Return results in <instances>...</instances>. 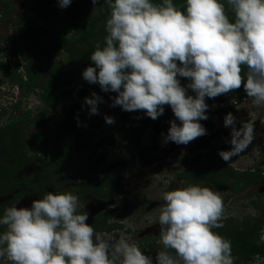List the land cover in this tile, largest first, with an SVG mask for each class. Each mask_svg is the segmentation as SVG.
Instances as JSON below:
<instances>
[{"label":"clouds","instance_id":"1","mask_svg":"<svg viewBox=\"0 0 264 264\" xmlns=\"http://www.w3.org/2000/svg\"><path fill=\"white\" fill-rule=\"evenodd\" d=\"M110 8L105 46L90 55L94 66L83 79L114 92L112 107L143 110L153 120L170 106L175 119L164 143L187 145L207 134L214 99L243 87L255 107L264 108V0H103ZM67 8L72 0H58ZM93 5L98 0H92ZM229 12L233 19H230ZM3 49V46L1 45ZM2 51V50H1ZM0 59L13 68L12 55ZM15 64V65H14ZM19 69L24 70L19 62ZM246 69V71H245ZM180 78L189 83L182 85ZM189 90L195 93L190 95ZM102 102L95 92L85 98L90 114ZM106 123L114 124L106 116ZM230 150L218 154L230 162L256 137L254 122H241L229 112ZM179 123H178V122ZM160 243L155 259L123 235L96 232L81 213L79 197L49 191L30 207H9L0 217V261L4 264H234L232 243L213 231L224 227V194L189 185L163 193ZM260 243H264V229Z\"/></svg>","mask_w":264,"mask_h":264},{"label":"trees","instance_id":"2","mask_svg":"<svg viewBox=\"0 0 264 264\" xmlns=\"http://www.w3.org/2000/svg\"><path fill=\"white\" fill-rule=\"evenodd\" d=\"M162 0H153V3H161ZM226 3V0H222ZM178 7L183 8L186 0H173ZM4 6V13L0 14V21L13 17L11 0H0V7ZM230 19H233L229 12ZM110 17V8L103 0H98L93 5L92 0H72L67 8H61L58 0H53L48 6L40 10L24 13L13 20L16 25V33L3 38V49L0 52L12 55L15 59V73L22 71L24 74L5 73L10 66L5 65V59H0V72L10 77L12 81L18 82L21 87H27V92L37 96L42 102V108L38 112L33 110L21 114L18 121L12 122L0 131V198L13 194L0 207V217L4 211L13 207L14 203L24 195L43 198L49 191L57 192V179L69 174V186L63 192H71L79 197L89 196L95 200L108 202L109 200L123 195L125 192V172L120 170L110 176L93 175L96 169L105 166L108 155L117 144L126 142L127 152L131 156H137L143 167L154 164L157 160L153 156L159 143L145 145L142 136L149 126L156 123L161 129L170 128V122L175 116L170 106H165L164 114L153 120L143 110L128 112L123 110L121 120L124 133L120 141L114 134L109 133L95 144H90L89 139L81 142L82 134L79 127L85 124L92 116L90 106L85 103L86 97H91L85 89L74 87L64 91V86L73 85L82 76V71L89 66H94L90 55L95 51L96 45L105 46L106 21ZM2 50V51H1ZM59 55L65 57L53 65L51 73L43 77L38 65L48 56L57 58ZM25 62V70L19 69V58ZM75 68L76 72L71 70ZM246 71V69H245ZM0 74V75H2ZM1 78V76H0ZM182 85H187L186 78H180ZM100 97L105 95H117L114 92H95ZM190 95H195L189 90ZM76 96V98H75ZM234 100V105L242 103L247 98L243 87L226 94ZM210 98H206V101ZM65 104H72L69 110ZM225 107L217 110V113L235 112V106ZM54 110L60 115L61 122H57L56 128L51 131L39 133L33 141L27 139V131L31 126L42 125L49 113ZM208 119L200 123L204 125L207 134L213 133L216 124L213 120L214 113H207ZM53 119V118H50ZM56 121V120H55ZM58 127V128H57ZM50 137H53V151L51 164L37 156H30L26 152L27 146L40 147ZM231 145L212 149L209 152L198 153L187 156L185 153L177 152L171 157L180 164H187L186 169L179 173L178 178L186 181L189 185H204L214 191H227L230 198L241 192L242 189L259 183L264 179V170L252 167L246 171H238L229 162H225L220 156L221 150H230ZM83 149L85 161L82 165L71 164V157L75 150ZM218 155L219 165L213 169H207L205 162L207 157ZM39 163L38 171L29 172L21 177L19 173L27 165ZM230 191V192H229ZM256 209H262L257 217H248L237 221L233 217L223 219L224 227L213 229L229 239L232 243V255L234 264H264V243H260V235L264 229V206L260 202H253ZM131 213V211H128ZM114 210L102 213L95 219L93 226L96 232L108 233L122 226L111 222ZM4 231L0 227V232ZM140 249L155 258L156 254L163 250L158 245H139Z\"/></svg>","mask_w":264,"mask_h":264},{"label":"rangeland","instance_id":"3","mask_svg":"<svg viewBox=\"0 0 264 264\" xmlns=\"http://www.w3.org/2000/svg\"><path fill=\"white\" fill-rule=\"evenodd\" d=\"M52 1L53 0H12L11 6L13 7V17L8 20L0 21V42L3 41V38L9 34L11 37H13L14 30H9V27L12 26V20L17 21V19H19L22 14L40 10L41 8L51 4ZM0 12H4L3 7H0ZM65 57L62 55H59V57L57 56V58L54 56H48L43 61H41L38 65V68L42 72L43 77L46 78L49 76L53 65L58 63V60H63ZM79 69L80 72L84 71L82 68ZM71 71L76 72L77 69L73 68ZM76 86L80 89H85L89 94L97 91L100 92L101 90L98 84H89L83 79V77L79 78V80H77L73 85L64 86L62 90L69 91ZM115 96L116 95L101 96L102 102L98 104L99 114L92 115L85 124L79 127L80 134L83 135V137L80 139L81 142H83L85 139H89L90 144L92 145L109 133L114 134L118 141L121 140L124 133V128L122 126L123 122L121 120L123 109L120 106L112 107L113 98ZM37 99L38 97H31L29 99V104L27 105L33 108L32 110L34 113L38 112V105L39 108H42L43 106L42 104L36 105ZM206 103L209 105L207 113H214L213 120L216 124V129L213 133H210L211 135L202 136L201 143H199V145L193 141L187 144L185 148V154L189 157L194 156L193 153L196 151V149L197 152H206V150H212L222 146L231 139V135L222 136L228 127L224 126L223 121L220 122V118L225 119L226 114L217 113V110L234 105V100L228 98L226 95H221L217 98L206 101ZM71 106L72 104H65V109L69 110ZM234 106L235 112L232 114L237 118L236 126L240 127L241 122L251 121L254 122L255 128L258 132L248 149L239 156L233 157V159L229 162V164L235 169L239 171H246L255 165L263 164V162H261V158L264 156V141H259V136H261L262 131V129L259 128V123L261 122L260 118L264 115V110L260 111V116H258V108L253 105L252 101L248 97L244 99L242 103ZM52 116L55 117L57 122H61V119L58 118L54 110H52L42 125L31 126L28 129L27 139L32 140V138L43 129L52 128V126L55 128V124L57 122H52L50 120ZM106 116L113 117L115 123L111 125L106 123ZM168 130L169 128L161 129L159 124L156 123L149 126L141 140L145 145H157L158 143L164 141ZM262 138L264 139V137ZM191 143H193V146L190 149L188 145ZM125 145L126 142L117 144L114 149L110 151L105 166L100 169H96L93 172V175L100 176H110L120 170L125 172L124 186L126 193L114 200L112 208L116 209L114 211L113 219L111 220V222H117L122 227L108 233L117 238L120 235H123L129 240L130 243L135 242L138 246L140 244H145L148 246L154 244L162 247V244L159 242L160 207L164 203L162 195L167 191L186 186V181L180 180L178 175L186 169L187 164H180L175 159L168 157V154H170L169 151H172L174 148L178 147V145L174 142H168L167 144L164 143L162 146L158 147L154 153V156L157 158V160L154 162V164H152V166L148 167L141 166L139 158L137 156H131L127 152ZM193 148L196 149L193 150ZM84 152L85 151L83 149L75 150L71 157V164L76 166L82 165L85 161ZM218 165L219 160L217 154L216 156L206 159L205 166L207 169H213ZM20 174L25 175L26 172H21ZM68 178L69 174L57 179L58 193L63 192L68 186L71 185ZM262 186H264V184ZM258 192L259 188L256 187L253 191L254 195L248 196L247 193L244 196L237 195L228 198L227 193L221 191V193L224 194L225 202L224 218L233 217L235 220L240 221L248 217L259 216L261 214V210L256 209L253 205L254 201H258V197L255 195ZM15 193L16 192L13 194ZM13 194L7 198H4L3 200H0V204L11 199ZM35 199L39 198L31 195H24L18 199L14 206L30 207L32 201ZM79 200L81 203L80 212H86L89 214V219L87 221L89 224L94 222L93 219L98 215L99 211L101 212L105 209H109L107 208L108 206H103L104 204L97 203L90 197H79ZM260 200L264 203V194L261 195ZM139 204H142V208H135V206L137 207ZM124 205H126L128 209H122ZM143 205H147V212L145 208H143ZM129 210L131 213H128ZM95 212L96 214L93 215ZM144 253L149 255L147 251H144ZM1 263L4 262L0 261V264Z\"/></svg>","mask_w":264,"mask_h":264},{"label":"flooded vegetation","instance_id":"4","mask_svg":"<svg viewBox=\"0 0 264 264\" xmlns=\"http://www.w3.org/2000/svg\"><path fill=\"white\" fill-rule=\"evenodd\" d=\"M11 2H12V0H11ZM1 7H3L4 8V6H1ZM12 9H13V7H12ZM5 11V10H4ZM4 13V12H3ZM3 13H1L0 12V14H3ZM0 17H1V15H0ZM21 17V16H20ZM13 21V20H12ZM16 29H17V27H16V25L12 22V26H10L9 27V30L10 31H12V30H14V34L16 33ZM10 35V34H9ZM14 36V35H13ZM3 44V41H1L0 42V47H1V45ZM13 60L15 61V59L13 58ZM19 62H21L22 64L21 65H23V67H24V70H25V62H24V60H23V58L21 57V58H19ZM9 63H10V65H8V64H5V65H7V66H10V69H6L4 72L5 73H10L9 75L10 76H12L13 74H16V75H18V73L19 74H24L22 71H17V73H15V69L13 68V65H12V63L9 61ZM0 74H2V71L0 72ZM1 76V78H0V131L1 130H3L4 128H6L8 125H10L12 122H14V121H18L20 118H21V114L22 113H25L26 111H31L33 108L31 107V106H27L28 104H29V99L31 98V97H37V96H33L31 93H28L27 92V87L25 86L24 87V89L21 87V85L18 83V82H15V81H12L11 79H10V77H6V74H2V75H0ZM16 89H17V91H16ZM17 98V99H19L18 101L20 102L19 104L17 103V102H15L14 101V99H10V98ZM38 104H42V102L39 100V98L37 99V103H36V105H38ZM38 107H39V105H38ZM258 108V110H257V112H258V116H260V111H263L264 110V108H262V109H260V107H257ZM63 109H65V108H63ZM227 115V114H226ZM54 116V115H53ZM52 116V117H53ZM58 116V118H60L61 120L60 121H62V118L60 117V115H57ZM51 117V118H52ZM261 119V122L259 123V128H261L262 129V131H261V136H259V134H258V136H259V141H264V139L262 138V137H264V115L260 118ZM52 122H57V121H55V117H53V119H50ZM223 122H224V120H222ZM56 125H57V123L55 124V128H56ZM36 126H38V125H36ZM55 128H53V126H52V128H46V129H43L41 132H43L44 130L45 131H51L52 129H55ZM58 128V127H57ZM237 128H239V126H237ZM256 129V128H255ZM28 132V131H27ZM41 132H39V133H41ZM38 133V134H39ZM257 130H256V135H257ZM38 134H36V136L38 135ZM28 135V134H27ZM206 135H211L210 133L209 134H206ZM229 135H231V128H228L227 130H225V132L223 133V135L222 136H229ZM36 136H34L33 138H32V140H30V141H33L34 139H35V137ZM193 142H195L197 145H199V143H201V137H199V138H197V139H195ZM160 145H159V147L160 146H162L163 144H164V141H162V142H160L159 143ZM32 145V143L29 145V146H27V148H26V152H28L29 153V155L30 156H37V157H41L42 159H45L46 161V164L47 165H49V164H51V157H52V151H53V145H54V142H53V137H50L46 142H44L40 147H32L31 146ZM228 145H230L228 142L227 143H225V144H223L222 146H228ZM186 146L187 145H178V147L177 148H174L172 151H169V153L170 154H168L169 156V158H171L170 156H172V155H174V154H177V152H182V153H185L186 151H185V148H186ZM189 147H190V149L192 148V146H193V143H191L190 145H188ZM222 146H219L218 148H220V147H222ZM188 147V148H189ZM218 148H215V149H218ZM196 148H193V150H195ZM157 150V149H156ZM155 150V151H156ZM211 150V149H210ZM210 150H206V152H209ZM155 151H154V153H155ZM198 153H205V152H203V151H198L197 152V149H196V151L193 153V155H195V154H198ZM153 156H154V154H153ZM155 157V156H154ZM209 157H207V159H208ZM261 162H263V164H259V165H255V166H253L252 168H253V170H256L257 168H260V169H262V170H264V156L261 158ZM152 166V165H151ZM38 168H39V163H33V164H31V165H27V166H25L24 168H23V170H21L20 171V173L21 172H26V174L27 173H29V172H32V171H38ZM248 170V169H247ZM239 171V170H238ZM19 173V177H21V176H23V175H21ZM71 183V182H70ZM264 184V179H262L259 183H257V184H253V185H251V186H249V187H246L245 189H242L241 190V192H239V193H237V194H233L234 196H237V195H246L247 193H248V196H250V195H254V193H253V191L255 190V188L256 187H258L259 188V192L257 193V194H255L257 197H258V201L257 202H260V203H262L263 204V206H264V203L260 200L261 199V195H263L264 194V186H262ZM70 186H72V183H71V185ZM69 187V186H68ZM67 187V188H68ZM205 187H207V186H205ZM66 188V189H67ZM211 189V188H210ZM17 192V191H16ZM222 192H226L227 194H228V192L227 191H222ZM230 192V191H229ZM263 193V194H262ZM125 194V193H124ZM12 195V194H11ZM10 195H8V196H6V197H2V198H0V200H3L4 198H7V197H9ZM28 196V195H27ZM121 196V195H120ZM120 196H118V197H120ZM13 197V196H12ZM23 197V196H22ZM85 197H87V196H85ZM89 197V196H88ZM118 197H115V198H113V199H111V200H109L108 202H102V201H99V200H95V199H93V200H95L97 203H102V204H104L103 206H108L107 208H109V209H105L104 211H99L98 212V215L93 219V221L95 222V219L98 217V216H100L102 213H104V212H107V211H109V210H114L115 211V209L116 208H112L113 206H112V204H113V202H114V200L115 199H117ZM21 198V197H20ZM19 198V199H20ZM38 198V197H37ZM83 198V197H82ZM91 198V197H90ZM12 199V198H11ZM11 199H9V200H11ZM8 201V200H7ZM7 201H5V202H7ZM18 201V200H17ZM16 201V202H17ZM5 202H3V203H1L0 204V207L2 206V204H4ZM15 202V203H16ZM15 203H14V205H15ZM13 205V206H14ZM135 205V204H134ZM147 205H143V208H145V210H146V212L148 211V209H147V207H146ZM138 207H140V209L142 208V204H139V206H135V208H138ZM122 209H128V207L126 206V205H124L123 206V208ZM261 210V213H262V209H260ZM80 211H81V208H80ZM130 211V210H129ZM96 214V212L93 214V215H95ZM112 220V219H111ZM110 220V221H111ZM93 222V223H94ZM93 223H92V225H93ZM114 223H117V222H114ZM99 233V232H98ZM140 245H143V244H140ZM1 264H4V263H1Z\"/></svg>","mask_w":264,"mask_h":264},{"label":"built area","instance_id":"5","mask_svg":"<svg viewBox=\"0 0 264 264\" xmlns=\"http://www.w3.org/2000/svg\"><path fill=\"white\" fill-rule=\"evenodd\" d=\"M16 91H17V89H16ZM10 99L12 100V99H14V98L11 97ZM18 100H19V99H17V98L14 99L15 102H17ZM19 101H20V100H19ZM19 101L17 102L18 104L20 103Z\"/></svg>","mask_w":264,"mask_h":264}]
</instances>
